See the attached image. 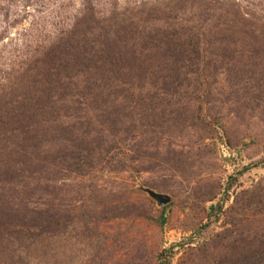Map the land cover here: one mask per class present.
Masks as SVG:
<instances>
[{
    "label": "rangeland",
    "instance_id": "rangeland-1",
    "mask_svg": "<svg viewBox=\"0 0 264 264\" xmlns=\"http://www.w3.org/2000/svg\"><path fill=\"white\" fill-rule=\"evenodd\" d=\"M0 264H264V0H0Z\"/></svg>",
    "mask_w": 264,
    "mask_h": 264
},
{
    "label": "water",
    "instance_id": "water-1",
    "mask_svg": "<svg viewBox=\"0 0 264 264\" xmlns=\"http://www.w3.org/2000/svg\"><path fill=\"white\" fill-rule=\"evenodd\" d=\"M157 204L158 205H163L166 202V198L160 195H155Z\"/></svg>",
    "mask_w": 264,
    "mask_h": 264
}]
</instances>
